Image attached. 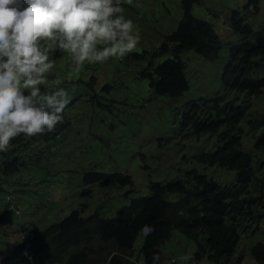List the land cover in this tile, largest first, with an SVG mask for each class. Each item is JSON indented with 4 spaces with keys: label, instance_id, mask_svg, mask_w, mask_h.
<instances>
[{
    "label": "trees",
    "instance_id": "16d2710c",
    "mask_svg": "<svg viewBox=\"0 0 264 264\" xmlns=\"http://www.w3.org/2000/svg\"><path fill=\"white\" fill-rule=\"evenodd\" d=\"M197 2L199 0H180L181 19L173 31L163 35L159 51L140 50L122 59H111L113 62L109 66L115 73L121 71L135 75L136 80L142 83L147 96L138 103L139 109H144L158 96L178 98L188 90L185 65L180 60L183 52L193 51L208 60L218 58L221 45L212 25L191 13L192 5ZM249 2L257 8L256 0ZM227 23L234 33V39L228 43L227 62L221 74L223 91L225 94L232 92L258 96L264 90V26L254 30L237 9L231 10ZM170 49L173 56L157 63V58L169 55ZM64 55L55 51L52 59L58 60ZM93 66L98 70L97 65ZM116 79L118 84L111 80L101 84L97 75L64 80L61 87L71 91L73 82L76 87L71 93L72 102L62 114L63 123L58 124L51 133L46 131L35 137L21 134L15 138L8 150L0 153L3 158L0 173L15 174L28 165L40 168L46 152L49 154L59 149L71 138L74 145L81 141V135L72 134H79L76 130L79 116L73 115L75 111L86 110L88 121L102 123L114 131L113 123L119 119L122 110L131 107L117 99L116 89L124 87V84ZM96 88L100 91L97 92ZM247 100L240 102L216 95L187 104L180 116L182 129H191L196 136L216 135L215 150L203 153L196 159L205 166L234 171L232 184L223 185L195 169L186 171L172 181L150 182L147 185L149 195L131 199L112 216L99 215L95 211L88 217H82V210H74L45 230L31 232L0 264H50L48 257L56 264H152L153 254L159 253L161 257L160 247L170 239L173 230L194 244L193 258L197 262L206 260L211 264H235L233 256L238 255L235 250L241 240L240 230L251 221L259 222L261 216L254 212V208L264 207V179L255 176L251 155L241 146ZM79 104L80 109L75 108ZM254 117L256 120L245 124L250 127L258 123L264 125V114ZM254 148L264 151V130L257 137ZM82 183L87 187L83 196L90 195L89 187L92 185L128 186L131 190L127 193L133 190V181L128 173L86 170ZM97 191L94 190L96 195ZM145 224L154 227L155 231L143 239L134 253L133 246L139 229ZM93 237L100 238L104 243L114 242L116 249L107 250L105 258H92L94 255L100 256L91 247ZM249 252L257 264H264V241L256 242ZM113 253L122 255L114 256Z\"/></svg>",
    "mask_w": 264,
    "mask_h": 264
},
{
    "label": "rangeland",
    "instance_id": "374dc122",
    "mask_svg": "<svg viewBox=\"0 0 264 264\" xmlns=\"http://www.w3.org/2000/svg\"><path fill=\"white\" fill-rule=\"evenodd\" d=\"M249 1L199 0L192 5L193 16L212 25L220 40L221 49L216 60H208L193 51H185L180 55V60L185 65L189 88L178 98L158 96L155 102L139 109L138 103L142 97L147 96L142 83L136 80L135 75L130 76L121 71L115 73L109 66L113 62L111 59L104 64H96L98 70L93 65H86L79 73L74 74L75 80L78 77L97 75L101 84L106 80L118 84V78L124 87H117L116 97L131 107L122 110L119 119L113 123L116 128L114 131L102 123L88 121L86 110L75 111L73 115L79 116L76 120L79 134H72L81 135V141L78 140L74 145L71 138L59 149H54L49 154L46 152L41 169L28 165L15 174L0 173V263L31 232L45 230L74 210H82V217H88L95 211L99 215L112 216L131 199L149 195L147 185L150 182L172 181L186 171L195 169L223 185L232 184L235 179L234 171L219 166H205L196 159L203 153L215 150L216 135L196 136L191 129L180 127L182 110L192 102L216 95H224L228 100L237 99L240 102L249 99L247 117L242 122L245 132L241 138V146L251 155L255 176L264 179V151L254 148L264 125L258 123L250 127L245 124L256 120L254 115L264 114V90L258 96L249 97L232 92L225 94L221 86V74L228 57V43L234 39V33L227 23L231 10H239L254 30L264 26V0H256L257 8ZM179 2L180 0H133L131 5L123 4L125 17L133 21L141 38L133 52L159 51L163 35L173 31L181 19ZM168 54L157 58L156 62L172 57L173 50L170 49ZM54 61L55 67L49 74L50 82L41 86L42 91H50L56 87L54 81L57 78L66 80L70 59L65 54ZM75 108L80 109V104ZM125 113L127 114L124 115ZM2 160L0 155V162ZM86 170L128 173L133 181V190L127 193L131 190L128 186L121 188L111 185L110 188L92 185L89 187L90 195L83 196L87 187L82 183V175ZM97 189L96 195L94 190ZM254 212L261 219L259 222L244 224V231L240 230L241 240L235 250L238 255L233 256L235 264H257L250 256L249 249L256 242L264 241V207H255ZM143 239L141 237L135 241L134 253L140 248ZM91 247L100 254L92 256L94 259L105 258L107 250L116 249L114 242L104 243L98 237H93ZM160 251L161 264H211L206 260H194V244L187 242L176 230L161 245ZM47 260L50 264H56L51 257Z\"/></svg>",
    "mask_w": 264,
    "mask_h": 264
},
{
    "label": "clouds",
    "instance_id": "9594fccd",
    "mask_svg": "<svg viewBox=\"0 0 264 264\" xmlns=\"http://www.w3.org/2000/svg\"><path fill=\"white\" fill-rule=\"evenodd\" d=\"M132 3L0 0V153L21 134L35 137L51 133L63 123L62 114L72 102L76 84L72 83L70 91L61 87L63 81L57 78L56 87L42 91L55 67L50 54L59 51L67 55L70 70L66 80L73 81L74 74L86 65L122 59L137 49L139 30L125 17L123 6ZM154 231L145 224L138 238H147ZM160 259V254L154 253L152 264H159Z\"/></svg>",
    "mask_w": 264,
    "mask_h": 264
}]
</instances>
